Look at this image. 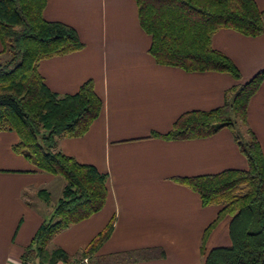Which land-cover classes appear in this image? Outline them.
Here are the masks:
<instances>
[{
    "label": "crops",
    "instance_id": "1",
    "mask_svg": "<svg viewBox=\"0 0 264 264\" xmlns=\"http://www.w3.org/2000/svg\"><path fill=\"white\" fill-rule=\"evenodd\" d=\"M255 2L263 11L264 26V0ZM43 15L71 25L84 43L80 50L39 60L46 86L71 94L91 79L102 99L100 114L88 130L61 138L58 148L108 174L104 206L56 233L48 249L59 248L73 259L112 219L110 233L88 264H203L202 235L221 206H203L196 191L175 179L246 169V159L226 127L188 139L151 134L167 133L184 112L215 109L230 100L234 85L264 66V30L248 36L222 28L212 35V47L239 69L238 81L226 72L156 63L135 0H47ZM247 124L264 154V82L248 100ZM17 140L15 131L0 130V264H24L23 253L64 184L61 176L37 169L15 153ZM40 190L48 193V201ZM229 219L223 216L209 231L207 250L229 244ZM141 249L155 253L135 260L117 256Z\"/></svg>",
    "mask_w": 264,
    "mask_h": 264
},
{
    "label": "trees",
    "instance_id": "2",
    "mask_svg": "<svg viewBox=\"0 0 264 264\" xmlns=\"http://www.w3.org/2000/svg\"><path fill=\"white\" fill-rule=\"evenodd\" d=\"M47 0H0V41L9 57L0 62V130H13L15 153L37 169L63 178L61 195L49 217L25 249L24 264H71L72 259L48 243L59 231L99 211L105 204L108 174L79 162L58 148L64 137L84 134L102 109V99L91 79L71 94L50 90L38 71L43 58L64 55L84 47L76 30L58 20H47ZM141 28L150 36L149 54L158 64L186 71L215 70L240 80V71L223 52L212 47V35L230 28L248 36L263 30V11L255 0H135ZM264 82V66L250 79L232 88V96L211 110L182 113L164 134L167 139L206 137L228 128L246 159V169L175 180L199 194L203 206L219 204L216 218L205 228L200 251L203 264H264V154L247 124V104ZM245 128L243 133L240 127ZM246 136H245V135ZM42 199L49 200L45 190ZM225 215L229 244L207 250L206 237ZM112 219L97 233L80 256L90 258L108 236ZM152 249L117 254L123 260L147 259Z\"/></svg>",
    "mask_w": 264,
    "mask_h": 264
},
{
    "label": "rangeland",
    "instance_id": "3",
    "mask_svg": "<svg viewBox=\"0 0 264 264\" xmlns=\"http://www.w3.org/2000/svg\"><path fill=\"white\" fill-rule=\"evenodd\" d=\"M8 57H9V53L8 52H4V54L0 56V62L6 60ZM80 258H82V256H80V255L75 257L76 260H79ZM89 260L90 259L88 258L87 261H86L87 264L89 263ZM86 263H81V264H86ZM27 264H32V263L29 262Z\"/></svg>",
    "mask_w": 264,
    "mask_h": 264
},
{
    "label": "built area",
    "instance_id": "4",
    "mask_svg": "<svg viewBox=\"0 0 264 264\" xmlns=\"http://www.w3.org/2000/svg\"><path fill=\"white\" fill-rule=\"evenodd\" d=\"M87 257H82L79 260H76L75 258L72 259L71 264H81V263H86Z\"/></svg>",
    "mask_w": 264,
    "mask_h": 264
}]
</instances>
